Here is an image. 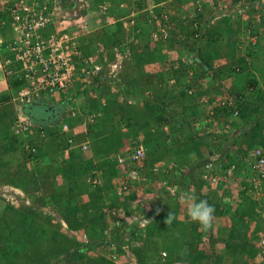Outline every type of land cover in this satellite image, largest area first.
I'll return each mask as SVG.
<instances>
[{
	"label": "trees",
	"instance_id": "obj_1",
	"mask_svg": "<svg viewBox=\"0 0 264 264\" xmlns=\"http://www.w3.org/2000/svg\"><path fill=\"white\" fill-rule=\"evenodd\" d=\"M91 1L92 9L99 10L98 5L102 0ZM154 1L158 2L159 0ZM179 1L181 5L185 3L183 4L184 7L189 5V2L177 0V2ZM147 3V5L142 6L143 4L138 2L135 8L143 9L151 4L149 1ZM154 10L159 18V14L164 12L168 19L163 20L161 18L160 21L155 19L148 21L147 12L144 14V11L141 12L144 15L143 19L150 26V31L156 30L162 25L167 27V39L156 41L150 45L152 53L147 57L138 54L134 48L136 43L130 37L133 36L134 32H138L137 23L134 19V26L128 27V35L124 37L122 45L119 46L120 50L126 48L128 52L130 51L128 56H139L136 58V62L140 59L143 67L145 65V67L154 69L155 66L159 65L152 72L156 78L154 82L156 86H147L152 90L153 101L149 100L150 97L146 98L143 95L138 97V93L136 94L134 89L124 87L125 85L122 84L123 78H125V58L122 70L116 76L117 80H113L112 76L104 71L94 76L89 81L91 84L88 83L87 86H99L102 90L110 86L116 87L114 95L111 94L109 98L107 97L100 107L104 108L105 113L116 109L119 112L118 124L121 123L123 127L134 126L128 137L129 143L131 140L137 139L139 135H143L144 144L151 146L161 136L163 138H160L163 140L162 145L174 149L177 154L176 158L179 162L176 166L181 170L175 179L177 182L186 181L188 178L190 181L196 180L195 184L201 187L204 185V179L194 178L193 173L197 169L202 170L204 164L210 161L215 162V164H222L224 170L227 166L233 165V172L225 178L220 176L219 183L234 182L238 174L237 166L242 163L246 169L244 171L245 177L238 174L239 177L237 178L240 185L238 188L239 203L250 200L249 208L259 207V201L251 198L253 194L251 195L249 191L256 183V178L261 177L251 152L256 145H260L264 140V123L259 119L262 116L264 106V88L261 87L259 81L263 80L260 82L264 83V71L262 72L261 67H257L259 48H249L244 38L246 22L231 13L222 15L211 23L210 19L216 13L212 10L207 12L208 16L205 13H199L192 18L185 15L187 19L183 22V17L182 19L177 17L178 15L173 13V9L158 7ZM86 11L87 9H84L82 13ZM256 24L255 26L260 33V29L264 26V20ZM0 31L5 36V32L1 29ZM114 44L119 45L115 41H110V43L108 41L102 46L106 49V46H113ZM175 44H181L184 49L191 46L193 51L191 54H187L185 59L175 55L178 58L177 67H170L169 70L160 69L163 67L161 63L168 58H165L164 50L170 53L177 52L174 48ZM5 45L6 39L0 42V53H3L4 57H12V52L8 51ZM156 47L159 52L164 49V57L158 58L153 54ZM243 47H246L247 51L242 55H236L237 49L242 50ZM95 49L96 47L91 52L81 53L89 55ZM111 51L107 50L109 57L112 55ZM262 54L264 55L263 52ZM218 57L227 58V62L223 65L216 64L214 59ZM132 58L134 59V57ZM235 66H238L239 70L235 73L234 78L237 80L239 78L245 84L244 86L241 85V88L231 85L224 89L222 80L227 76L231 67ZM127 67L129 66L127 65ZM187 70L192 71L191 77L187 76ZM254 70L260 72V80L251 76ZM170 77L175 79V84L168 83ZM202 77L206 79L205 84L198 81ZM207 79L212 82L215 80L217 84L213 91L215 95L212 94L215 100L226 92L234 95L237 108L236 116L231 115L230 109L214 105L212 98L213 101L206 103L200 101V98L208 93L207 89H204L206 88L204 86H208ZM76 81L80 82L79 85H86L81 80ZM9 84V93L0 96V183L11 184L24 191L28 190V186H32L31 190L34 193L29 192L27 195L30 203L34 204L39 200L42 204L50 206L56 216L52 213H40L32 205L23 206L19 204V206H14L10 202H5L4 208L0 205V264H115L111 258L101 255L97 250L102 245L108 247V244L115 243L117 244L116 252L122 259L125 255V249L122 245L126 240L119 237V234L120 231L125 233L128 228L130 231L128 237H134L141 241L137 245L138 248L133 249L138 264H144L147 253L160 255L163 250L165 257H171L172 253L178 250L176 246H178L180 236H178L179 232L176 234L177 236L170 232L178 230L180 225L179 222L173 221L170 224V229H167L165 224L167 214L161 210H155L159 213L153 220L145 224L143 231L134 227L132 230L124 224H119L112 229L108 228L102 210L105 203H102V190L103 187H108L110 178H104L103 185H91L86 181V178L93 170L103 168L105 165H107L105 176L116 174L112 161L93 162L84 153L69 151L71 156L66 158L61 165L52 171L44 169L42 163L44 164L46 159L63 153L64 148H67L63 133L57 130L64 107L57 104L53 106L52 110H46L42 103L37 100L24 104L22 113L31 120L34 131L32 133L31 130L26 135L17 134L13 131L15 110L8 102L11 95L16 94L23 87L25 80L10 77ZM190 84L195 88L192 94L187 93ZM247 90H251V92L246 93ZM142 91L141 89V93ZM249 93L251 94L249 95ZM133 95L135 98L141 99L140 105L123 103V98H129ZM173 99L180 104L181 108L176 109L171 105ZM208 107L214 109L215 118L221 115L230 117V120L225 121L227 123L225 130L220 128L216 135L207 129L214 118L206 114ZM91 112H84L83 110V113ZM41 129L46 130L47 136L40 135ZM73 138L76 142L78 134L76 133ZM202 145H205V151L209 149L212 154L209 155L208 151L203 154L200 149ZM232 146H234V150H232ZM191 152H195L193 159L188 156V153ZM236 156L240 158L239 161H236ZM159 157L158 155L152 156L151 163ZM222 171L219 172L221 175ZM62 179L64 183H60ZM40 189L43 192L45 189L49 192L39 194ZM195 193L200 197L199 190ZM209 196H206L205 200L208 199L209 204L214 206V212H218L219 203L211 201ZM126 198V195L119 196L122 201L118 199L112 204L107 203L108 207L121 205ZM250 212L253 213L251 210ZM61 220L65 221L67 231L64 230ZM240 223H242L241 218L233 220L229 231L230 239L234 236L241 239L240 230L244 233L247 224L242 225L245 229H240ZM230 239L225 240V251L229 255L237 249V245L231 244ZM213 256H206L203 252L199 255L200 258L206 257L213 262L223 259L220 255H217L216 259ZM196 259L192 257L190 264H196L198 262Z\"/></svg>",
	"mask_w": 264,
	"mask_h": 264
},
{
	"label": "crops",
	"instance_id": "obj_2",
	"mask_svg": "<svg viewBox=\"0 0 264 264\" xmlns=\"http://www.w3.org/2000/svg\"><path fill=\"white\" fill-rule=\"evenodd\" d=\"M57 1L61 4L63 11L72 12L76 9V6L72 5L71 0ZM84 1L87 2L88 5V9L84 13L86 22L88 23V31L78 32V36L76 37V46L80 52H91L93 48L106 44L108 41L109 43L110 41L119 43V45H117L119 48L123 43L124 37L128 35L127 29L131 19L134 17L138 27V32H134L133 36H130L131 40L136 43V47L134 48L136 52L138 54L140 53L143 57H147L152 53L150 45L154 43L149 41L150 26L146 24V21L143 19L144 15L140 11L142 8H135L138 2H141L143 4L142 6H145L148 4L147 2H151V0H102L98 5L99 10L92 9L91 0ZM183 4L181 5L179 1L173 6V13L178 15L177 17L181 18L184 15L189 16L192 13V9L189 8V6L184 7ZM103 6H105V8H103ZM0 36H2L1 31ZM262 37H264L263 32ZM174 48L177 51L175 53L163 50L167 55L169 53L175 54L178 58L184 59L187 57V54L192 53L178 44H175ZM163 50L159 52L156 47V51H154L153 54L158 58L164 57ZM260 50L264 51V47L261 46ZM240 53H242V51L237 49L236 55H241ZM0 56L2 59L5 58L3 53H0ZM132 57H134V59ZM138 57H125L126 71L124 69L125 78H123L122 84L125 85L124 87L134 89L136 94L138 93V97L143 95L146 98L150 97L149 100L153 101L154 98L151 96L152 90L147 88V86H156V83H154L156 78L153 76L154 74L152 72H154L159 65L157 64L158 66H155L154 69H151V67H145V65L143 67L140 59L136 62V58ZM129 62H131V65H129ZM161 64L163 67L160 66V69L164 70L165 63L163 62ZM127 65L129 67H127ZM263 71L264 69L262 72ZM259 75L260 72H256L255 70L252 71L251 76H253V78L259 80ZM78 83L80 82L74 81L71 84L72 86H69L64 92H60L55 96L56 98L54 97V101L50 103L51 106L48 109L52 110L53 106L57 104L63 105L64 112L59 119L62 121V119L64 120L66 118V105H74L79 110L80 115H77V117L74 118H69V120L71 121L73 128L77 131L78 138L76 143H78V146L72 147L70 151H82L81 153L89 156L93 162H101L105 160L112 161L111 163L114 166L113 169H115L116 174L111 176L107 174L108 176H105L104 173L107 165L95 170L100 178L99 184L103 185L104 178H110L108 187H103L102 190V203L105 202L102 210L108 228L112 229L119 224H124L131 229L134 227L135 229L137 228V230L143 231L145 224L150 220H153L156 214L159 213V210L167 215L168 213H171L174 217L172 222H179L178 224L180 227L178 230L170 232L171 234H174V236H177L176 234L178 232L180 234H178L180 239L178 241V246H176L178 250H176L175 253H172L169 258L162 256L163 250L160 252V255H151L147 253L144 264H190V259L192 257L197 258L196 260L198 262L196 264H264V215L260 212V203L259 207H256L255 209L248 207L250 200L239 203L240 197L238 194V188L240 185L238 184L239 179L237 178L239 175L245 177L244 171L246 169L242 163H239L237 166L239 175L237 174L234 182L228 181L223 184H220L219 182L216 184H210L204 180V185L201 187H198L195 184L196 180L190 181L188 178L186 181L177 182L175 179L181 171L179 167H175L179 162L176 158L177 154L174 149L164 147L162 145L163 140H161L163 138L159 136V138L153 143L154 146L146 145V155L143 159L142 166L137 170V172H142L144 174L145 180L137 176H127V178L126 173L123 172L124 166L117 163L116 158L117 156H121V154H126L129 148L128 137L132 133L134 126L128 128L123 127L121 123L118 124L119 112L116 109L105 113L104 108L100 107L101 103L104 102L107 97L109 98L111 94L114 95L116 87L114 88V86H110L107 87L108 90H102L99 86H87L88 83L91 84L90 82H85V86L79 85ZM259 83L261 87L264 88L260 81ZM207 84L208 86H204L206 87L204 89H207V94L211 93V95H215L213 92L214 87L217 85L215 80L212 82L207 79ZM244 84L245 83H242L239 78L238 80L236 78L231 83V85L238 86V88H241L240 86H244ZM9 86V78L0 67V96L9 93ZM145 88L147 89L145 90ZM141 89L143 90L142 93ZM245 92L247 93L249 91L247 90ZM138 97L135 98L133 95L129 98H123L122 100L125 104L136 103L140 105L141 99H138ZM171 101L172 104H170L176 109L181 108L176 100L173 99ZM83 110L84 112H92L83 113ZM92 113V120H87L86 117ZM57 127H59V125ZM84 142L87 144V148L86 150H80V144H83ZM156 142L158 143L155 144ZM205 145L200 146V149L203 151V154L208 151L209 155H211V150H204ZM232 150H234V146H232ZM157 155L160 157L158 159L155 158L157 160L151 163L152 156ZM70 156V152L60 153L59 155L46 159L42 165H44L45 170L52 171ZM188 156L193 159L195 157V152L188 153ZM239 160L240 158L237 157L236 161ZM200 174V169H197L194 171L193 177L199 178L200 180ZM138 176H140V174ZM124 179L128 182V188L122 193H124L123 196L126 195L127 198L124 199L125 201H123L121 205L110 206L112 213L108 214V212H106L108 207L107 203L112 204L119 199L121 194L119 188L123 185L122 182ZM163 181L166 182V185ZM60 183H64V180H60ZM197 190L200 192V197L195 193ZM262 191L264 195V181H262ZM185 193L194 194L197 201L205 200V197L210 194L209 197L211 198V201L217 204L219 203L218 210L220 212H214L209 226L205 227L198 222L190 220L187 215L189 202L184 199ZM157 209L158 211L156 212L155 210ZM250 210L253 211V213L250 212ZM240 215L242 216L239 217ZM240 218L242 221V223L239 224L240 229H245L244 226H242L244 223L247 224V229L244 233L239 229L242 235L241 239H238L235 236L230 239L229 231L232 222L233 220H239ZM144 221L147 223H144ZM170 224H166L167 229H170ZM63 225L64 227L67 226L66 223ZM114 231L116 232V230ZM120 232L119 237L126 240L122 245L125 249V255L122 258L124 261L121 258L113 261L115 264H138L133 249L138 248L137 245L140 244L141 241L136 240L134 237H128V233L130 232L129 228L125 233H122V231ZM228 239H230L231 244L237 245L235 252L230 255L225 251V240ZM97 251L105 256H109L111 253V249L103 245L100 246ZM201 252L206 256L214 255V258L217 257V255H220L223 259L221 261L220 259L214 260L213 262L206 257L200 258L199 255ZM259 252H262V258H257Z\"/></svg>",
	"mask_w": 264,
	"mask_h": 264
},
{
	"label": "built area",
	"instance_id": "obj_3",
	"mask_svg": "<svg viewBox=\"0 0 264 264\" xmlns=\"http://www.w3.org/2000/svg\"><path fill=\"white\" fill-rule=\"evenodd\" d=\"M76 7L81 10L84 5V0H75ZM189 2L192 13L189 17H194L197 14L205 13L209 10L216 11L211 17L210 22H215L222 15L235 14L238 18L246 22L245 40L249 47H257L259 42V31L256 23L264 20V0H183ZM177 0H159L152 1L150 5L144 7L140 11L147 12V20L155 19L160 21L167 20L168 17L164 12L158 15L155 8L164 7L171 10L176 5ZM105 8V6H103ZM6 13V14H4ZM5 17H4V15ZM131 23L133 20L131 19ZM0 29L6 33L0 36V42L6 39L5 48L12 52V57L1 58L0 67L4 70L5 75L24 79L25 84L18 90L16 94L11 95L9 102L12 109L15 110V119L13 122V131L17 134H27L32 127L31 120L23 113H18L16 107L24 105L34 100H40L44 103H52L54 97L76 80L89 82L100 72L106 71L113 80H117L116 76L122 70L124 58L130 54V51L125 48L120 50L114 47L111 57L109 52L102 46L96 47L92 54L83 55L76 46V37L78 32L88 31V23L85 16L79 12L63 11L61 4L57 0H0ZM152 40H166L168 37L167 27L160 26L156 30L151 31ZM177 56V55H176ZM175 54H168L165 60V69L177 67L178 58ZM170 60V61H169ZM219 64L221 59L218 58ZM238 68H234L227 73V76L222 80L224 89L230 86L234 80V75ZM187 76H192V71L187 70ZM205 78H199L198 81L203 84ZM112 83H114L112 81ZM169 84H175V79L170 77ZM205 84V83H204ZM187 93L192 94L195 91L193 85H189ZM214 105L224 106L231 110V115H237L234 95L227 92L220 98H213V95L207 94L200 98L203 103L213 101ZM208 106V105H207ZM66 118L59 123L60 132L64 134L65 141L69 146L74 144V136L76 130L69 118L79 116V110L72 104L66 106ZM207 115L213 116L211 125L207 127L208 131L218 134L220 128L225 130L227 119L224 115L215 118L214 109L207 108ZM87 120H92L93 114H89ZM82 150L86 149V144H80ZM130 152L128 161L134 164H142L145 157L146 148L143 144L142 137L131 140ZM256 166L259 168L260 176L256 178V183L250 190L252 198L260 203V212L264 215V200L262 191V181H264V140L260 145H256L251 152ZM120 162L124 159L119 158ZM234 166H227L226 170L222 169V164H215L210 161L203 166L201 172L202 179L210 184L219 182L220 176L225 178L233 172ZM156 170V168H155ZM222 171V175L217 172ZM135 168L127 169L126 177L136 176ZM128 178V177H127ZM144 179V178H142ZM96 177L91 178V183L95 184ZM164 182V181H163ZM119 192L122 196L128 188L126 179L122 182ZM166 185V182H164ZM137 190V189H135ZM8 198H6L7 200ZM16 201L14 194L10 197ZM27 202V199H24ZM105 211V210H104ZM108 214L112 213V209L107 207ZM85 239V238H84ZM262 242V241H261ZM109 248L112 249L109 257L112 260H118L120 255L116 252L115 244L110 243ZM262 252L257 254V258H262ZM165 256V252H162Z\"/></svg>",
	"mask_w": 264,
	"mask_h": 264
},
{
	"label": "clouds",
	"instance_id": "obj_4",
	"mask_svg": "<svg viewBox=\"0 0 264 264\" xmlns=\"http://www.w3.org/2000/svg\"><path fill=\"white\" fill-rule=\"evenodd\" d=\"M152 1H154V0H151V2ZM71 2H72V5H75L76 6V4H75V0H71ZM150 2V3H151ZM59 3V2H58ZM84 6L85 7H83L81 10H79L77 7H76V9L75 10H73L72 12H79L80 14H82V15H84V13H82V10H84V9H88V5H87V2H85L84 1ZM141 12H143V11H141ZM132 20H133V23H131V21H130V24H129V27L131 26V27H133L134 26V18H132ZM151 31L149 32V41H151V42H153V43H155L156 41H159V40H152L151 39ZM258 46V45H257ZM250 48V47H249ZM190 52H192L193 50H192V48L191 49H188ZM241 55L243 54V52L242 53H240ZM128 56V55H127ZM126 56V57H127ZM165 57H167V54H166V56ZM218 58H220L221 59V64L223 65V64H225L226 62H227V58H225V57H218ZM218 58H216V59H214V62L216 63V64H219L218 63V61H216ZM238 68V70H239V67L238 66H235V67H231V69H234V68ZM230 69V70H231ZM229 70V71H230ZM238 70H237V72H238ZM228 71V72H229ZM232 83V82H231ZM231 83H230V86H231ZM56 98V97H55ZM35 101V100H34ZM37 101H40V100H37ZM41 103H42V106H51L50 105V103H44L43 101H40ZM103 103V102H102ZM68 105V104H67ZM66 105V106H67ZM22 106H24V105H22ZM66 108V107H65ZM46 109H48V108H46ZM17 110V109H16ZM18 112V111H17ZM22 113V112H21ZM20 114V113H19ZM63 120V119H62ZM60 123V122H59ZM59 125V124H58ZM33 127H34V125H33V123H32V127H31V130H32V133H33ZM31 130L29 131V133L31 132ZM57 130H59V132H60V127H57ZM31 133V134H32ZM61 133V132H60ZM76 133H77V131H76ZM263 134H264V132H263ZM26 135V134H25ZM40 135L41 136H45L46 135V130L44 131V129H41L40 130ZM64 135V134H63ZM47 136V135H46ZM139 137H142V139H143V136L142 135H139ZM64 141H65V138H64ZM66 142V141H65ZM85 143V142H84ZM66 144H67V148H64V150H63V153L64 152H66V153H68L69 151H70V149L72 148V147H76V146H78V143H76L75 141H74V144L72 145V146H69L68 145V143L66 142ZM86 144V143H85ZM143 144H144V140H143ZM87 145V144H86ZM130 146H131V141H130V143H129V148H128V150H127V152H126V154H124V155H122L121 154V156H117V158H116V161H117V163H120V164H122L123 166H124V170H123V172H125V173H127V169H131V168H135V170H136V172H137V170L139 169V167H141L142 166V164H139V165H137V164H134V163H132V162H130V161H128V155H129V152H130ZM144 146H145V148L147 149V146L144 144ZM87 148V147H86ZM80 150H82L81 149V147H80ZM86 150V149H85ZM80 152H82V151H80ZM145 155H146V153H145ZM119 158H122V159H124V162L122 163V162H120L119 161ZM142 163H143V161H142ZM175 167H177V166H175ZM202 170H203V167H202ZM202 170H200V172H202ZM140 174V176H138ZM201 175V174H200ZM136 176L137 177H140V178H145V176H144V174L141 172V173H139V172H137V174H136ZM92 177H96V179H97V181H96V183L95 184H92L91 183V178ZM201 177V176H200ZM202 178V177H201ZM99 180H100V178H99V175L97 174V172L95 171V170H93L91 173H90V175L86 178V181L87 182H89L91 185H96V184H99ZM145 180V179H144ZM13 194H14V196H16V198H18L19 197V199H21V201L22 202H24V199L26 198L27 199V202H24L25 204H28V203H30V201H29V199H28V196H27V194H24L23 192L21 193V192H13ZM184 199L185 200H187L189 203H188V208H187V215H188V217L190 218V220L191 221H194V222H198V223H200L201 225H203V226H205V227H207V226H209L210 225V223H211V220H212V217H213V214H214V211H215V209H214V206L213 205H210L207 201H205V200H198L197 201V199H196V197H195V195L194 194H191V193H185L184 194ZM174 219V217H173V215L171 214V213H168V215H167V218H166V224H170L171 222H172V220ZM144 223H147L146 221H144ZM64 226V225H63ZM113 244H115V243H113ZM116 246H117V244H115V249H116ZM108 247H109V244H108ZM111 249V248H110ZM111 252H112V249H111ZM110 255V254H109ZM109 257V256H108ZM110 258V257H109Z\"/></svg>",
	"mask_w": 264,
	"mask_h": 264
},
{
	"label": "rangeland",
	"instance_id": "obj_5",
	"mask_svg": "<svg viewBox=\"0 0 264 264\" xmlns=\"http://www.w3.org/2000/svg\"><path fill=\"white\" fill-rule=\"evenodd\" d=\"M191 8V7H190ZM182 17H183V19H182ZM181 17V19L183 20V22H185V20L187 19V17L184 15V16H182ZM186 17V18H185ZM187 22V21H186ZM262 32L264 33V29L263 28H261L260 29V33H259V42H258V48H259V50L261 49V46L262 47H264V37H262ZM180 46L182 47V45L180 44ZM114 47H118L117 45H113V46H107V48H106V50H113V48ZM192 47L191 46H188V47H186V49L188 50V49H191ZM244 49V50H243ZM243 53L244 52H246L247 51V48L246 47H243L242 48V50H241ZM262 52L264 53V51L263 50H260V53H259V60L257 61V67H261L262 69H264V55L262 54ZM256 67V68H257ZM257 72V71H256ZM257 77H258V75H257ZM234 80H235V78H234ZM233 80V81H234ZM260 80V79H259ZM232 81V82H233ZM260 81H263V80H260ZM263 85H264V83H262ZM254 89H256V87H254ZM254 89H252V90H254ZM250 92H251V90H249ZM251 93H249V95H250ZM264 105V104H263ZM262 116L259 118V119H261L262 120V122L264 123V106H263V108H262ZM263 118V119H262ZM28 190H22L21 188H19V187H15V186H13V185H11V184H7V183H0V205L4 208V204H5V202H10L11 204H13L14 206H19V204H22L23 206H30V205H32L34 208H36L37 209V211L38 212H40V213H43V214H47V213H52V214H54V216H56L55 214V212H52L53 211V209L50 207V206H47L46 204H42L39 200H38V202H36V203H34V204H32V203H28V204H25L24 202H22L21 201V199H19V197L18 198H16V201L14 200H11L10 199V197L13 195V192H23L24 194H29V192L31 193H34L31 189H32V186H28V188H27ZM49 191L48 190H46L45 189V192H43V190H39L38 191V193L39 194H42V193H45V194H47ZM6 198H8L7 200H6ZM64 230L65 231H67L66 230V228L64 227ZM63 230V231H64ZM103 264H107V263H103Z\"/></svg>",
	"mask_w": 264,
	"mask_h": 264
},
{
	"label": "water",
	"instance_id": "obj_6",
	"mask_svg": "<svg viewBox=\"0 0 264 264\" xmlns=\"http://www.w3.org/2000/svg\"><path fill=\"white\" fill-rule=\"evenodd\" d=\"M50 106H43V108H49ZM18 113H21L22 112V109H23V106L22 105H18L16 107ZM62 224H65V221L64 220H61Z\"/></svg>",
	"mask_w": 264,
	"mask_h": 264
}]
</instances>
